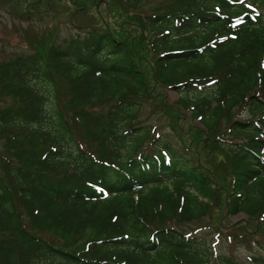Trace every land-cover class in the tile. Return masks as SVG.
I'll return each instance as SVG.
<instances>
[{"label": "trees", "instance_id": "obj_1", "mask_svg": "<svg viewBox=\"0 0 264 264\" xmlns=\"http://www.w3.org/2000/svg\"><path fill=\"white\" fill-rule=\"evenodd\" d=\"M109 1L117 27L0 59V264H239L190 224L211 204L255 219L243 260L264 264V0ZM155 85L189 109L183 151L136 121Z\"/></svg>", "mask_w": 264, "mask_h": 264}, {"label": "rangeland", "instance_id": "obj_2", "mask_svg": "<svg viewBox=\"0 0 264 264\" xmlns=\"http://www.w3.org/2000/svg\"><path fill=\"white\" fill-rule=\"evenodd\" d=\"M137 1L129 10L131 13L142 14L154 11L156 10L154 8L165 0ZM95 2V0H73L72 3L69 0H49L48 2L46 0H0V59L40 51L49 43L62 46L75 35L81 38V31L90 25L97 26L99 17L108 25L117 27L124 11L112 6L109 0L99 1L98 6L94 5ZM123 28L127 29L128 25H124ZM145 50H150L148 44ZM148 54L141 55L138 59L141 60ZM154 87L159 93H165L163 100H158L156 97L143 99L136 121L142 124H154L164 140L183 151L182 148L187 147L188 143L191 145L189 136L184 134L191 120L183 118L190 117L189 109L176 111L174 106L170 105V101L177 98L174 89L168 86L159 88L155 85ZM201 90V93H204L203 89ZM239 110V117H245L248 113L246 110ZM193 121L198 127H202L197 121ZM219 121L222 125L221 130H224L227 127L225 119L220 117ZM191 149L194 153L198 148L191 147ZM217 150L222 151V147ZM197 155L200 162L216 175L218 182L226 185L230 177L217 164L218 160L222 159V153H210L203 149ZM250 221L255 219L246 217L242 212L227 216L220 204H211L207 215L190 224L196 229V235L203 237L210 248L222 253L230 254L231 252L239 264H245L243 259L249 251V245L242 235L247 234L246 228L250 229L248 232L251 235L263 236L260 226L247 225ZM221 230L224 231L221 232ZM226 231L233 233L229 240L225 238Z\"/></svg>", "mask_w": 264, "mask_h": 264}]
</instances>
